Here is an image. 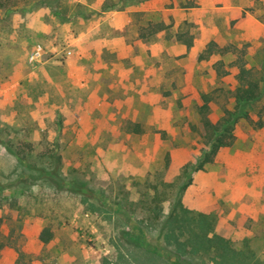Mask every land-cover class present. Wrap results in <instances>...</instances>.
Wrapping results in <instances>:
<instances>
[{
  "label": "rangeland",
  "instance_id": "obj_1",
  "mask_svg": "<svg viewBox=\"0 0 264 264\" xmlns=\"http://www.w3.org/2000/svg\"><path fill=\"white\" fill-rule=\"evenodd\" d=\"M210 40L264 90V0H0V264H264V98L180 190L203 94L214 121L234 105L236 52L199 58ZM57 161L62 187L37 170ZM179 197L231 261L164 237Z\"/></svg>",
  "mask_w": 264,
  "mask_h": 264
},
{
  "label": "trees",
  "instance_id": "obj_2",
  "mask_svg": "<svg viewBox=\"0 0 264 264\" xmlns=\"http://www.w3.org/2000/svg\"><path fill=\"white\" fill-rule=\"evenodd\" d=\"M153 26L155 31L165 28L162 22H156ZM175 36L182 40L187 47H190L193 44L192 35L179 31L175 33ZM234 50H236V48L231 49V45L218 46L214 40H210L199 54V58L206 59L214 53L220 55H224L228 52L235 53L237 50ZM222 62V60H217L215 63L219 75L227 74L222 67ZM234 62L236 63L237 68L235 73L237 85L233 91V107L225 108L221 116L214 121L207 114L208 95L203 94L205 102L199 108L204 126V131L201 135L202 147L200 152L183 167L185 181L180 186L181 191L191 183L193 172L202 170L207 163L214 160L215 156L222 148L230 146L234 142L235 126L239 119L249 118V110L252 108L253 104L264 98V90L260 83L261 79L256 75L252 67H247L245 65L243 54L236 52ZM27 167L36 169L32 166ZM37 170L40 172V178H43L58 187L65 185L62 180L63 177L60 175L58 161L50 168L38 167ZM71 185L74 186V183H71ZM75 190L77 192V189ZM91 206L93 208L94 205L91 204ZM95 208L98 207L95 205ZM164 225L161 226V230L162 228L163 231L166 230L164 237L170 242L173 238H176L174 234L175 231L179 230V234L185 236L184 244L189 245L193 251H195V248L197 247L204 248V250L208 251L212 250L214 251L213 255L219 257L224 262L229 259L231 261L232 256H234L233 249L230 246L228 239L213 231L214 225L212 218L205 213L198 211L193 212L191 209L186 208L183 206L180 197L173 203L169 215L165 218ZM186 231L188 232L187 235H185ZM210 231L211 234L209 233ZM52 234L50 228L45 226L39 233V239L42 242H48L52 238ZM153 252H155L154 254L160 255L155 250H153ZM233 262L234 264L238 263L235 261Z\"/></svg>",
  "mask_w": 264,
  "mask_h": 264
},
{
  "label": "built area",
  "instance_id": "obj_3",
  "mask_svg": "<svg viewBox=\"0 0 264 264\" xmlns=\"http://www.w3.org/2000/svg\"><path fill=\"white\" fill-rule=\"evenodd\" d=\"M44 52V48H43V45L41 43H36L30 53H29V56H28V60L30 62H37L41 59L42 57V54Z\"/></svg>",
  "mask_w": 264,
  "mask_h": 264
}]
</instances>
